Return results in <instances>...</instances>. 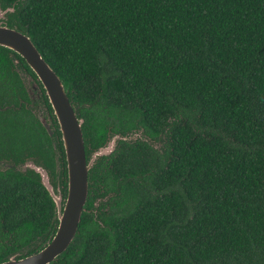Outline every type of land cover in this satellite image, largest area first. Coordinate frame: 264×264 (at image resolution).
I'll return each instance as SVG.
<instances>
[{
  "label": "trees",
  "instance_id": "1",
  "mask_svg": "<svg viewBox=\"0 0 264 264\" xmlns=\"http://www.w3.org/2000/svg\"><path fill=\"white\" fill-rule=\"evenodd\" d=\"M6 15L79 106L86 155L109 131L141 132L95 159L76 234L49 264H264V0H23ZM28 81L44 94L0 45V161L34 157L54 179L60 154L65 197L58 123L45 95L34 109L51 136L26 107ZM57 224L37 172L0 169V262Z\"/></svg>",
  "mask_w": 264,
  "mask_h": 264
},
{
  "label": "water",
  "instance_id": "2",
  "mask_svg": "<svg viewBox=\"0 0 264 264\" xmlns=\"http://www.w3.org/2000/svg\"><path fill=\"white\" fill-rule=\"evenodd\" d=\"M19 1L23 3V0ZM19 1H15L13 6L5 9L0 6V45L19 54L36 74L37 80L42 85L44 95L48 99L53 115L58 123V130L60 131L66 164L67 193L63 197L59 185L58 157L60 154L56 152V183L52 182L48 169L40 159L29 157L24 162L18 164H15L11 160L0 161V169L2 170L13 168L25 172L28 169H32L37 172L40 176V182L54 202L55 218L58 219L54 235L40 250L28 253L30 249L27 247L8 255L0 264H49L66 249L76 234L88 195V171L95 159L111 154L116 149L120 140L132 141L137 136H140L141 132L133 130L125 135H121L109 131L104 144L96 148L91 154L86 155L82 132L84 118L80 116L79 106L71 104L59 75L46 62L31 38L16 27H9L5 23L8 20L6 13L14 11ZM1 22L4 23L1 24ZM20 75L23 78L26 76V73L20 72ZM27 78H29V75H27ZM32 88H38L36 81H33ZM29 98L30 103L26 107L33 110L47 133L51 136L52 130L48 117H39V111L42 114L44 108L39 111L37 107L34 109L35 97L30 96ZM55 147V143L53 142L54 150ZM103 200H106V197ZM97 203L98 200H95L94 204L96 205ZM21 255L22 257H20Z\"/></svg>",
  "mask_w": 264,
  "mask_h": 264
},
{
  "label": "rangeland",
  "instance_id": "3",
  "mask_svg": "<svg viewBox=\"0 0 264 264\" xmlns=\"http://www.w3.org/2000/svg\"><path fill=\"white\" fill-rule=\"evenodd\" d=\"M24 80H25V79H24ZM25 81H27V80H25ZM32 83H33L32 81H28V82H27V89H28L29 92H31V94L35 95V93L38 91V90H37L38 88L33 89V88H32ZM39 92H41L40 89H39ZM33 97H35L34 100H36L37 96H33ZM41 109H43V108L40 107V106H39V107L37 106V110H38V111L41 110ZM39 115H40V116H39ZM39 115H38L39 117H47L46 114H45L44 109H43V113H42V114H41V112L39 111Z\"/></svg>",
  "mask_w": 264,
  "mask_h": 264
},
{
  "label": "flooded vegetation",
  "instance_id": "4",
  "mask_svg": "<svg viewBox=\"0 0 264 264\" xmlns=\"http://www.w3.org/2000/svg\"><path fill=\"white\" fill-rule=\"evenodd\" d=\"M4 22H1V24H3ZM44 96V94L42 93V92H39V90L35 93V95H33V94H31V92H27V96H37V98H38V96ZM36 98V99H37ZM34 101H36V100H34ZM44 111H45V114H46V116L48 117V120L50 121V124H51V120H50V118H49V114L48 113H46V110L44 109ZM52 179V182L54 183V179L56 180V182H57V178H56V176L54 177V179L53 178H51Z\"/></svg>",
  "mask_w": 264,
  "mask_h": 264
}]
</instances>
